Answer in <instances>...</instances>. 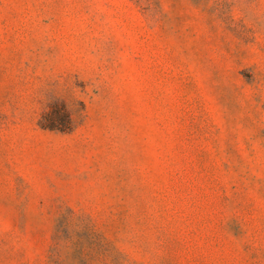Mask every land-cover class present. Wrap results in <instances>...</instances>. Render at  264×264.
<instances>
[{
  "label": "rangeland",
  "instance_id": "rangeland-1",
  "mask_svg": "<svg viewBox=\"0 0 264 264\" xmlns=\"http://www.w3.org/2000/svg\"><path fill=\"white\" fill-rule=\"evenodd\" d=\"M0 264H264V0H0Z\"/></svg>",
  "mask_w": 264,
  "mask_h": 264
}]
</instances>
